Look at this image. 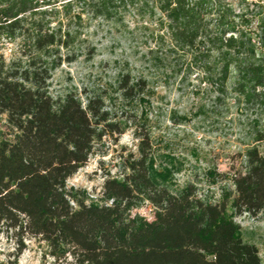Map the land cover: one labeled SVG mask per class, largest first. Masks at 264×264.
I'll return each mask as SVG.
<instances>
[{
  "label": "trees",
  "instance_id": "obj_1",
  "mask_svg": "<svg viewBox=\"0 0 264 264\" xmlns=\"http://www.w3.org/2000/svg\"><path fill=\"white\" fill-rule=\"evenodd\" d=\"M127 10L156 19L148 55L162 54L178 74L197 70L217 100L232 93L264 111V0L240 10L231 0H0V116L10 129L0 130V234L16 252L6 264H18L30 241L43 264H263L234 219L264 213V130L238 168L209 172L210 186L226 183L214 199L194 181L174 192L156 170L151 130L126 110L146 79L121 74L119 104L50 93L54 72L79 59L88 22ZM127 132L136 152L121 157L120 176H105L98 200L68 186L99 145ZM146 203L152 221L133 215Z\"/></svg>",
  "mask_w": 264,
  "mask_h": 264
},
{
  "label": "rangeland",
  "instance_id": "obj_2",
  "mask_svg": "<svg viewBox=\"0 0 264 264\" xmlns=\"http://www.w3.org/2000/svg\"><path fill=\"white\" fill-rule=\"evenodd\" d=\"M251 1L231 3L240 10ZM88 26L87 42L77 51L79 59L54 72L52 96L72 92L82 94L84 99L85 93H96L119 104L117 79L121 74L146 79V91L126 110L149 126L156 170L169 177L174 192L194 181L203 196L219 199L226 183L210 186L209 172L227 174L231 168L239 167L240 157L254 145L255 130H264V111L239 103L232 93L217 100L210 85L200 81L197 70L185 65L178 74L174 64L164 61L162 54L157 59L148 55L149 48L155 46L152 33L156 37L158 30L154 18L127 10L116 21L90 20ZM7 48L10 53L13 47ZM90 50H94L92 56ZM0 130L9 134L6 117L0 116ZM136 144L131 132L116 144L105 140L87 165L68 180V186L98 200L105 176H120L124 168L121 157L135 153ZM259 147L264 151V143ZM154 212L146 203L133 215L152 221ZM234 220L241 227L242 238L256 246L264 264V213L244 214ZM15 253L12 236L0 234V264H6ZM42 256L43 248L30 241L18 264H43Z\"/></svg>",
  "mask_w": 264,
  "mask_h": 264
}]
</instances>
